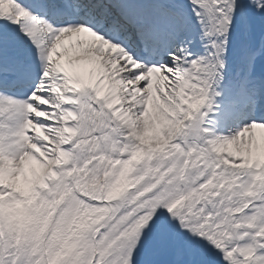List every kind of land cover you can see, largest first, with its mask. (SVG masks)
I'll return each mask as SVG.
<instances>
[{"label":"snow or ice","instance_id":"1","mask_svg":"<svg viewBox=\"0 0 264 264\" xmlns=\"http://www.w3.org/2000/svg\"><path fill=\"white\" fill-rule=\"evenodd\" d=\"M0 264H264V0H0Z\"/></svg>","mask_w":264,"mask_h":264}]
</instances>
